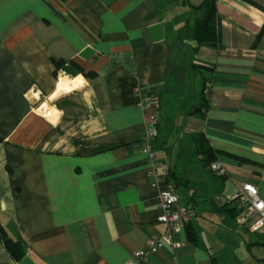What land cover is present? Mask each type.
<instances>
[{"label":"crops","instance_id":"obj_1","mask_svg":"<svg viewBox=\"0 0 264 264\" xmlns=\"http://www.w3.org/2000/svg\"><path fill=\"white\" fill-rule=\"evenodd\" d=\"M202 1L0 0V226L23 249L14 259L0 238V264H123L149 236L167 235L163 181L149 176L142 144L181 49L202 77L189 130L220 152L224 178L213 171L208 190L182 191L195 240L186 225L170 231L141 264H264L254 252L264 230L222 221L244 182L264 201V12L215 0L218 46L191 52V6ZM144 95L155 97L147 110L136 105ZM164 159L174 173L176 160Z\"/></svg>","mask_w":264,"mask_h":264},{"label":"rangeland","instance_id":"obj_2","mask_svg":"<svg viewBox=\"0 0 264 264\" xmlns=\"http://www.w3.org/2000/svg\"><path fill=\"white\" fill-rule=\"evenodd\" d=\"M181 2L182 0H171L170 5H173L172 8L179 7ZM184 45L189 47L188 41L184 42ZM177 52L175 60L176 78L169 81L168 86L171 89L168 90L169 94L163 99L164 107L161 109L160 117V123L163 126L161 132L165 131L168 133L167 143L170 149L167 153H163L161 157L169 159L171 164L178 157L175 162L174 180L180 182V186L178 187L180 190L176 191V195L179 204L184 205L185 195L182 193V191H185L184 189L194 195L197 188L203 187L205 190H208L214 183L213 178L219 179L220 177L212 173L211 165L213 162L209 168L203 166L205 155L197 154L195 140L193 139L195 133L189 130L191 123L187 122L188 116L195 115L194 113L192 114L193 107L199 104L201 74L197 71L192 72L185 49ZM162 138H164V135ZM210 196L211 204H213L214 200L212 195ZM226 223L230 227L236 226L233 223H228V221ZM243 228L247 233H253L246 227ZM206 230L209 233L212 232V228L209 226H206ZM245 235H242L245 239L246 237L248 239L249 236L250 238H255L253 235ZM241 250L242 252H237L239 258H246V245L243 242L241 243ZM254 252H258L264 258L263 247L255 248ZM227 257L231 259L232 253H228ZM233 263L239 264V262H224V264Z\"/></svg>","mask_w":264,"mask_h":264},{"label":"built area","instance_id":"obj_3","mask_svg":"<svg viewBox=\"0 0 264 264\" xmlns=\"http://www.w3.org/2000/svg\"><path fill=\"white\" fill-rule=\"evenodd\" d=\"M153 95L140 96L136 102L137 107L142 110L149 109L154 103ZM159 118L152 115L145 125L143 136L142 151L145 152L150 160L149 176L155 184L163 181V187L158 191V207L160 213L157 220L166 225L167 235L170 231H178L191 222L195 216V209L192 206L182 207L178 203L177 195L174 191L172 180L169 178L170 168L168 162L161 157L155 148V140L158 135ZM217 174H223V167L219 162L211 165ZM233 200L236 202L240 213L236 217L239 225L246 227L251 232H261L264 230V201L258 188L250 183L244 182L237 187ZM149 236L143 248L135 250L131 258L123 264H141L149 255L158 251L161 247V239L165 236Z\"/></svg>","mask_w":264,"mask_h":264},{"label":"trees","instance_id":"obj_4","mask_svg":"<svg viewBox=\"0 0 264 264\" xmlns=\"http://www.w3.org/2000/svg\"><path fill=\"white\" fill-rule=\"evenodd\" d=\"M247 3L253 5L254 7L260 9L264 12V5L260 4L256 0H244ZM191 10L193 13L194 19V27L191 33V40L188 42L189 50L196 51L202 45H209V46H218V37H219V19L217 16V7L215 0H203L197 6H191ZM264 31V26L260 30L257 39H259ZM193 69H198L199 66L197 65H190ZM204 93L203 89L201 90V98L203 99ZM203 108V104L199 103L197 106L193 107L192 114H198V112ZM161 123L159 120V127H158V135L155 140V148L158 151L168 152L170 147L167 145V141L162 138L161 132ZM195 140V148L197 154L205 155V162L204 167L210 166V164L217 160V156L220 153L218 150L213 149L211 146L208 145L207 140L201 134L195 133L193 136ZM215 172V171H214ZM221 178H224L223 174H219ZM171 179L174 182V189H178L180 186V182L174 180V173H170ZM224 207V206H223ZM225 212H223L222 221L229 223V221L233 223L236 217L240 213V209L235 204L232 207H224ZM219 210V209H217ZM220 211V210H219ZM186 234L187 239L190 241H194L195 233L191 226L188 224L186 225ZM0 238L3 242V245L7 252L14 258L19 259L23 254V249L21 242L17 239H12L6 236L4 233L3 228L0 226Z\"/></svg>","mask_w":264,"mask_h":264},{"label":"water","instance_id":"obj_5","mask_svg":"<svg viewBox=\"0 0 264 264\" xmlns=\"http://www.w3.org/2000/svg\"><path fill=\"white\" fill-rule=\"evenodd\" d=\"M199 110H200V108H199Z\"/></svg>","mask_w":264,"mask_h":264}]
</instances>
